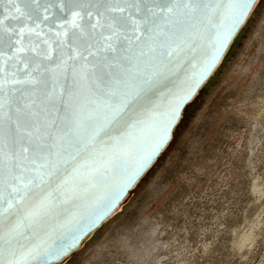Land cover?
Listing matches in <instances>:
<instances>
[{"label":"snow or ice","instance_id":"6c2138e0","mask_svg":"<svg viewBox=\"0 0 264 264\" xmlns=\"http://www.w3.org/2000/svg\"><path fill=\"white\" fill-rule=\"evenodd\" d=\"M255 4L0 0V264H59L82 243L150 163ZM190 58L165 110L115 135L128 101ZM153 123V143L121 167Z\"/></svg>","mask_w":264,"mask_h":264},{"label":"rangeland","instance_id":"374dc122","mask_svg":"<svg viewBox=\"0 0 264 264\" xmlns=\"http://www.w3.org/2000/svg\"><path fill=\"white\" fill-rule=\"evenodd\" d=\"M235 46L125 202L138 205L65 264H264V16L258 11ZM142 227L149 231L139 242L129 238Z\"/></svg>","mask_w":264,"mask_h":264},{"label":"water","instance_id":"95a60500","mask_svg":"<svg viewBox=\"0 0 264 264\" xmlns=\"http://www.w3.org/2000/svg\"><path fill=\"white\" fill-rule=\"evenodd\" d=\"M235 35L233 36L232 41ZM231 43H229L227 49L229 48ZM227 49L225 50V53ZM222 58L223 57H221L219 62L216 64L215 68L212 70L210 75L213 73V71L216 69L218 64L221 62ZM191 70H192V58H190L187 62H185V64L182 65V67L175 74L167 76L166 78L161 80L154 88L143 93L139 98L136 97L131 98L128 101V104L126 105V109L122 117V119L126 122L125 126L118 127L115 131V135L122 138L126 136L131 129L141 127L142 122H147L151 120L153 118V113H157V112L162 113L167 107L168 103L173 99V96L178 89L180 80ZM210 75L207 77V79L210 77ZM207 79H205L203 83L200 84L196 92L188 100L184 102V104L180 109L179 117L170 125V127L167 128V138L165 142L158 148V150L154 152V154L151 157L150 163H148L147 166L144 167L138 173L134 182L131 183L125 189L124 194L122 198L119 200L118 205L114 208V210L111 211V213L106 218H108L117 209L119 204L126 199L129 192L142 180V178L146 175L149 169L152 166H154L157 160L161 157L163 152L166 150L168 145L173 140L176 127L179 124L185 109L193 101V99L198 94L199 90L202 88L203 84L207 81ZM157 135H158L157 123H153L152 126L150 127H145L142 134H140L137 137L136 141L130 147L127 154L121 158L120 161L121 167H123L124 165L128 167L133 166L138 156L142 153L143 150L147 149L153 143ZM120 170L121 168L116 169L117 172H119ZM105 219H103L93 230H95L98 226H100ZM80 245L81 243L77 248H75V250H77L80 247Z\"/></svg>","mask_w":264,"mask_h":264},{"label":"bare ground","instance_id":"6f19581e","mask_svg":"<svg viewBox=\"0 0 264 264\" xmlns=\"http://www.w3.org/2000/svg\"><path fill=\"white\" fill-rule=\"evenodd\" d=\"M261 2V0H256V4L254 5L253 9H252V12L249 13L248 17L246 18V20L244 21V23L242 24V26L240 27V29L238 30L237 34L235 35L232 43L230 44L229 48L227 49L226 53L224 54L221 62L218 64V66L216 67V69L213 71V73L210 75V77L207 79V81L203 84L202 88L199 90V92L202 90V89H205L207 87H209L218 77V74L219 72L223 69V67L226 65V63L228 62L230 56H231V53H233L232 51L234 50V48L236 47L235 45L237 44V42L239 41L240 37L242 36V34L245 32L246 28L249 26V24H251V21L253 19V16L254 14L257 13L258 11V7H259V3ZM198 92V94H199ZM197 94V95H198ZM197 95L195 96V98L197 97ZM194 98V99H195ZM193 99V100H194ZM183 117V116H182ZM182 120V118H181ZM180 120V122H181ZM179 122V123H180ZM179 125V124H178ZM177 125V126H178ZM177 128V127H176ZM152 168V167H151ZM150 168V169H151ZM149 169V170H150ZM148 173V172H147ZM146 173V174H147ZM145 177V176H144ZM143 177V178H144ZM142 178V179H143ZM139 186V183L129 192L128 196L126 197V199L121 202L119 204V206L117 207V209L108 217L106 218L100 226H98L95 230H93L84 240L83 242L81 243L80 247H83L84 245H86L87 243H89L90 241H92L95 237H97L100 232L102 231V229H105L107 226H110L112 225L113 223H118L119 220L121 219V215H122V212H127L129 210H131L133 207L135 208L138 204L137 203H129L130 201V197H131V194L134 193V191L138 188ZM256 190H259V185H257L255 187ZM127 200L129 201L127 203V205L125 204V202H127ZM123 216V215H122ZM143 229V230H142ZM142 229L140 228H137L134 232H132L130 235V239L131 237L133 238L134 242H139V240L136 241V239L138 238H141L142 237V234L145 233V232H148L149 230H145V227ZM142 230V231H141ZM145 230V231H144ZM154 230V229H153ZM148 241L151 240V237H147ZM140 241H143L142 239H140ZM144 242V241H143ZM78 248V249H79ZM77 249V250H78ZM76 251V250H75ZM71 252L69 253L67 256H65L60 262L59 264H65L66 262L68 263L71 259V256L72 254L75 252Z\"/></svg>","mask_w":264,"mask_h":264}]
</instances>
